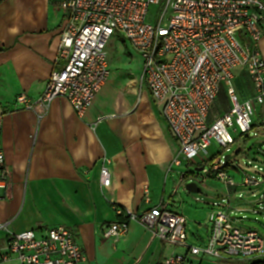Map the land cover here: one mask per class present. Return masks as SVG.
<instances>
[{
    "label": "crops",
    "instance_id": "0c3cea01",
    "mask_svg": "<svg viewBox=\"0 0 264 264\" xmlns=\"http://www.w3.org/2000/svg\"><path fill=\"white\" fill-rule=\"evenodd\" d=\"M62 1L0 0V146L10 172L9 187L0 189V245L13 233L35 230L41 235L48 227L64 225L75 233L87 258L85 264H165L171 254H186V249L161 242L136 221L117 240L104 238L102 228L125 218L117 214V208L136 214L168 210L186 217L185 202L177 201L181 187L195 210L198 205L207 209L206 237L201 244L211 232V213L227 202L242 228L264 235V230L244 224L240 216L253 214L264 229V183L257 191L237 195L235 187L206 177L208 161L219 156L240 182L245 176L264 180V130L257 129L264 106L258 107L253 144L249 135L227 149L217 147L210 155L211 145L206 155L171 170L178 144L163 118V103L152 97L142 79L143 59L121 33L107 46L109 80L84 117H78L64 97L34 110L16 102L21 93L36 101L51 72L62 67L56 62L65 23ZM259 49L264 58V37ZM235 80L240 99H251L254 86L249 75L248 86ZM230 107L227 88L222 86L209 121ZM235 157L238 166L231 163ZM104 161L111 172L108 187L101 184ZM191 166L196 167L194 171ZM186 179H193L199 192L187 190ZM187 240L190 246L196 245L188 233ZM235 260L191 258L190 264Z\"/></svg>",
    "mask_w": 264,
    "mask_h": 264
},
{
    "label": "built area",
    "instance_id": "2783aa9c",
    "mask_svg": "<svg viewBox=\"0 0 264 264\" xmlns=\"http://www.w3.org/2000/svg\"><path fill=\"white\" fill-rule=\"evenodd\" d=\"M162 5H164L162 7ZM65 23L57 63L42 95L31 101L21 93L16 102L26 110L46 108L64 97L78 117L85 116L110 77L107 46L121 33L143 59L142 79L152 97L163 103L165 119L179 152L172 168L206 155L215 142L227 149L239 138L253 135L258 107L264 106V58L259 45L264 37V0H63ZM154 12L151 13V8ZM244 67L254 96L242 101L234 86V70ZM222 86L227 88L230 109L209 121ZM3 128L0 116V137ZM258 130H264V110ZM237 157L231 162L237 163ZM108 161L101 168V184H111ZM206 177L236 188V194L254 192L264 183L245 176L237 183L222 157L208 161ZM192 181L193 179H188ZM10 185V172L0 146V189ZM227 202L210 215L211 232L201 245L190 246L187 219L168 210L142 214L117 208L123 220L103 226V237L119 239L133 221L144 225L155 238L186 254H171L165 264H190L200 260L264 258V235L244 229L233 219ZM1 228L6 229V225ZM85 264L86 255L75 233L64 225L9 235L0 245V263Z\"/></svg>",
    "mask_w": 264,
    "mask_h": 264
},
{
    "label": "rangeland",
    "instance_id": "374dc122",
    "mask_svg": "<svg viewBox=\"0 0 264 264\" xmlns=\"http://www.w3.org/2000/svg\"><path fill=\"white\" fill-rule=\"evenodd\" d=\"M164 5H162L163 7ZM155 10L152 7L151 8V13H153ZM234 76L236 77L235 83H241L244 87L248 86V84H246L247 82H245V80L248 78V74L246 73V69L244 67H239L236 68L234 70ZM254 136L252 135L250 138L251 142L250 144H253L254 141H256V138H253ZM249 144V145H250ZM217 144L215 142L212 143V146L209 149V153L210 155L214 154V152L216 151ZM199 159V158H198ZM184 165L188 166L187 162H184ZM191 171H194V169L196 168L195 166H191L190 167ZM188 171V170H187ZM235 170H229V173L231 176L234 175V177L237 179L238 183L240 182V177L236 176L234 173ZM214 180V179H213ZM215 181L219 182L218 180L215 179ZM190 180L186 179V183H189ZM177 197L179 198V200H177L179 203L182 204V202H185V208L183 209V212L186 215V219H187V233H188V237L189 240L196 244V245H200L202 240L205 239L206 237V229H205V225L208 224V212L205 206L202 205H198L197 207L198 210H195V208H193V204L194 203L191 199H189L187 197V195L185 194L183 188L181 187L179 190V195H177ZM180 206V205H178ZM243 223L246 225H250V226H255L260 230H264L263 227L260 225V222L255 221L254 215L249 213V212H244L242 214H240ZM202 238V239H201ZM252 259L250 260H245V259H238L233 261L231 264H251Z\"/></svg>",
    "mask_w": 264,
    "mask_h": 264
},
{
    "label": "water",
    "instance_id": "95a60500",
    "mask_svg": "<svg viewBox=\"0 0 264 264\" xmlns=\"http://www.w3.org/2000/svg\"><path fill=\"white\" fill-rule=\"evenodd\" d=\"M186 187L187 190L189 191H194V192H199V189L197 187V185L193 182H189L186 185H184Z\"/></svg>",
    "mask_w": 264,
    "mask_h": 264
},
{
    "label": "trees",
    "instance_id": "16d2710c",
    "mask_svg": "<svg viewBox=\"0 0 264 264\" xmlns=\"http://www.w3.org/2000/svg\"><path fill=\"white\" fill-rule=\"evenodd\" d=\"M251 264H264V259L251 261Z\"/></svg>",
    "mask_w": 264,
    "mask_h": 264
}]
</instances>
